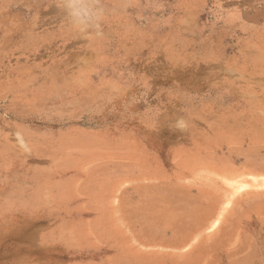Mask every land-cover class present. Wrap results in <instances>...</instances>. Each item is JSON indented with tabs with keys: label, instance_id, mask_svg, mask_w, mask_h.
Returning a JSON list of instances; mask_svg holds the SVG:
<instances>
[{
	"label": "rangeland",
	"instance_id": "obj_1",
	"mask_svg": "<svg viewBox=\"0 0 264 264\" xmlns=\"http://www.w3.org/2000/svg\"><path fill=\"white\" fill-rule=\"evenodd\" d=\"M0 264H264V0H0Z\"/></svg>",
	"mask_w": 264,
	"mask_h": 264
},
{
	"label": "bare ground",
	"instance_id": "obj_2",
	"mask_svg": "<svg viewBox=\"0 0 264 264\" xmlns=\"http://www.w3.org/2000/svg\"><path fill=\"white\" fill-rule=\"evenodd\" d=\"M235 182H236V180H235ZM237 184H238V182H237ZM239 184H241V185H242V182H241V183L239 182ZM244 185H245V184H244ZM244 185H243V186H244Z\"/></svg>",
	"mask_w": 264,
	"mask_h": 264
}]
</instances>
